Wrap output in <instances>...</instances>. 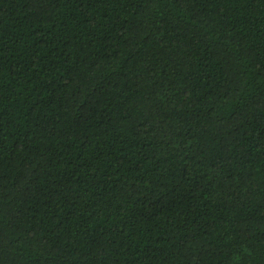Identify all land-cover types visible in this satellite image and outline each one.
I'll return each instance as SVG.
<instances>
[{"label":"trees","instance_id":"obj_1","mask_svg":"<svg viewBox=\"0 0 264 264\" xmlns=\"http://www.w3.org/2000/svg\"><path fill=\"white\" fill-rule=\"evenodd\" d=\"M0 264H264V0H0Z\"/></svg>","mask_w":264,"mask_h":264}]
</instances>
